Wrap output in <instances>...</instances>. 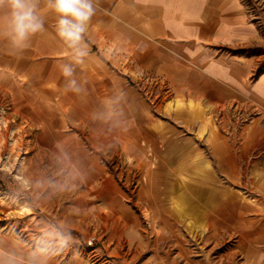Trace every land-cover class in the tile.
<instances>
[{"label":"rangeland","instance_id":"1","mask_svg":"<svg viewBox=\"0 0 264 264\" xmlns=\"http://www.w3.org/2000/svg\"><path fill=\"white\" fill-rule=\"evenodd\" d=\"M244 2L264 37V0ZM4 32L0 261L250 264L238 246L264 227V110L257 103H226L207 116L203 130L177 125L181 154L188 156L182 163L196 168L181 174L184 198L178 205L173 192L164 193L175 174L161 168L163 157L150 149L148 161L137 165L124 151V136H161L171 112L183 105L167 80L129 75L125 47L111 51L108 40L95 39L99 29L87 28L80 64L58 35L57 21L50 52L37 44L40 32L22 49ZM238 51L258 56L256 74H264V43ZM65 66L73 69L71 77L63 75ZM72 80L79 91L70 87ZM142 102L149 120L140 114ZM131 107L139 114L136 125L126 120ZM156 181L164 190L153 187ZM223 217L234 220V229L212 235V219Z\"/></svg>","mask_w":264,"mask_h":264},{"label":"crops","instance_id":"2","mask_svg":"<svg viewBox=\"0 0 264 264\" xmlns=\"http://www.w3.org/2000/svg\"><path fill=\"white\" fill-rule=\"evenodd\" d=\"M38 7L44 27L41 35L36 34L41 38L37 44L50 52L57 17L47 9L45 0H40ZM94 8L88 28L99 29L101 33L98 37L95 32V39L100 38L103 44L108 40L111 51L125 47L129 75L160 76L184 98L183 105L171 112L173 120L165 124L161 136H138L135 132L124 136L126 156L137 165L148 161L150 149L163 157L161 168L175 174L174 182H165L164 193L173 192L175 204L179 205L184 198L181 174L196 168L182 163L188 156L185 152L181 154V130L177 125L198 126V130H203L210 113L235 100L257 103L264 110V74H256L260 58L238 51L264 43L261 29L250 18L244 0H94ZM5 30L7 19L0 12V39ZM9 61L16 59L12 57ZM131 108L126 120L136 125L139 114L135 115ZM141 108L140 114L149 120V106L142 102ZM212 136L216 140L218 134L214 132ZM153 185L160 191V182ZM173 211L178 212V208ZM212 213L218 211L212 208ZM212 220V235L234 229L229 226L232 218ZM246 236L250 238L249 244L238 247L242 246L247 253L250 264H264V245L257 244L264 242V227L253 229Z\"/></svg>","mask_w":264,"mask_h":264},{"label":"clouds","instance_id":"3","mask_svg":"<svg viewBox=\"0 0 264 264\" xmlns=\"http://www.w3.org/2000/svg\"><path fill=\"white\" fill-rule=\"evenodd\" d=\"M46 7L57 17V33L71 49L76 64L82 63L87 55L81 46L88 23L94 15V0H45ZM40 0H0V12L7 19V36L17 49L26 47L28 38L43 30L44 21L39 11ZM63 75L71 77L73 69L65 66ZM76 81H70L75 88ZM3 223V222H0ZM0 264H14L13 261H0Z\"/></svg>","mask_w":264,"mask_h":264}]
</instances>
